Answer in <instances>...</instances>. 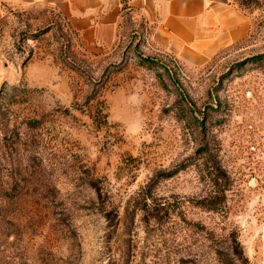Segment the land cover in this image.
<instances>
[{
    "label": "rangeland",
    "instance_id": "374dc122",
    "mask_svg": "<svg viewBox=\"0 0 264 264\" xmlns=\"http://www.w3.org/2000/svg\"><path fill=\"white\" fill-rule=\"evenodd\" d=\"M231 2L247 33L196 63L130 9L101 39L57 10H4L0 264H195V223L264 264V0ZM211 159L220 211L198 206L219 187Z\"/></svg>",
    "mask_w": 264,
    "mask_h": 264
},
{
    "label": "crops",
    "instance_id": "0c3cea01",
    "mask_svg": "<svg viewBox=\"0 0 264 264\" xmlns=\"http://www.w3.org/2000/svg\"><path fill=\"white\" fill-rule=\"evenodd\" d=\"M38 7L57 10L72 30L94 39L115 34L130 9L148 23L156 47L188 63L206 59L248 31L246 16L231 0H0V22L6 10Z\"/></svg>",
    "mask_w": 264,
    "mask_h": 264
},
{
    "label": "trees",
    "instance_id": "16d2710c",
    "mask_svg": "<svg viewBox=\"0 0 264 264\" xmlns=\"http://www.w3.org/2000/svg\"><path fill=\"white\" fill-rule=\"evenodd\" d=\"M210 174L213 181L218 184L217 190L208 193L198 200V206L211 211L223 210L224 191L227 177L218 165L217 161L211 159ZM222 187V188H221ZM195 229L200 236L197 247L195 264H247L248 260L238 239V234L234 230L218 234L212 229H208L202 223H195ZM223 236L227 242L225 248L218 246L217 238Z\"/></svg>",
    "mask_w": 264,
    "mask_h": 264
}]
</instances>
